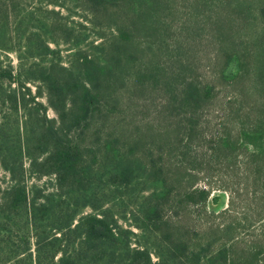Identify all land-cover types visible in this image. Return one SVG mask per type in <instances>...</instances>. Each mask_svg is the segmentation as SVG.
Listing matches in <instances>:
<instances>
[{
	"label": "trees",
	"instance_id": "obj_1",
	"mask_svg": "<svg viewBox=\"0 0 264 264\" xmlns=\"http://www.w3.org/2000/svg\"><path fill=\"white\" fill-rule=\"evenodd\" d=\"M0 264H264V0H0Z\"/></svg>",
	"mask_w": 264,
	"mask_h": 264
},
{
	"label": "rangeland",
	"instance_id": "obj_2",
	"mask_svg": "<svg viewBox=\"0 0 264 264\" xmlns=\"http://www.w3.org/2000/svg\"><path fill=\"white\" fill-rule=\"evenodd\" d=\"M37 4H39V3H37ZM67 4V6H68V9H61L62 10V13L63 14H68L69 12L71 13V18H70V20H74V21H76V22H81L80 21V18H81V20H85L84 18H82L81 16L83 15V14H85V15H87L86 13H84L82 10H80V9H76V11H74L75 9H74V7H73V5L71 4V3H66ZM41 5H44V4H41ZM33 6V5H32ZM56 8H58V7H56ZM77 12V13H76ZM86 25H88V26H91V24L88 22V21H83ZM75 26H76V29H79V30H82V31H87V32H92V29L91 28H88V29H86V28H84L83 26H81L80 24H76L75 23ZM61 49H62V55L64 56V57H67V55L69 54V51L68 50H66L65 49V47H66V44H63V45H60L59 46ZM199 54L202 56V60L203 61H201V63H200V65L199 66H201V68L203 67V65H204V63H206V59L204 58V53L202 52H199ZM10 59H11V62L13 63V64H16L17 63V59H16V57H15V55L14 54H10ZM47 115L48 116H50V117H53L54 116V113H53V111L51 110V109H48L47 110ZM228 171L229 172H232V169L231 168H229L228 169ZM213 181H215L214 179H213ZM219 182H218V177H216V183L215 184H218ZM229 192L227 191V190H223V189H218V188H216L215 187V189H213L212 190V193H211V195H210V199H209V202H208V206L210 207V208H214V209H216L217 211L218 210H220V209H223V208H225L226 206H227V203H228V198H229ZM238 202H236L235 203V205L237 204ZM256 226V225H255ZM256 233V232H258L257 231V229H256V227H253V229H251L250 231H248V235L249 236H253L252 234L253 233ZM248 238V237H247Z\"/></svg>",
	"mask_w": 264,
	"mask_h": 264
}]
</instances>
